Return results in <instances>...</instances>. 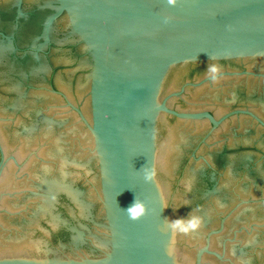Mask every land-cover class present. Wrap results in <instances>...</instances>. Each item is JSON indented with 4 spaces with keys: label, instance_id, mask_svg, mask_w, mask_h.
I'll return each instance as SVG.
<instances>
[{
    "label": "water",
    "instance_id": "95a60500",
    "mask_svg": "<svg viewBox=\"0 0 264 264\" xmlns=\"http://www.w3.org/2000/svg\"><path fill=\"white\" fill-rule=\"evenodd\" d=\"M7 1L70 144L143 263L264 264V0ZM239 59L262 60L243 63L250 76L182 94L208 71L185 66ZM235 107L254 116L206 141L207 124L183 122L217 126L184 111ZM135 199L148 209L139 221L126 214ZM190 213L197 231L167 229Z\"/></svg>",
    "mask_w": 264,
    "mask_h": 264
},
{
    "label": "flooded vegetation",
    "instance_id": "af4514ba",
    "mask_svg": "<svg viewBox=\"0 0 264 264\" xmlns=\"http://www.w3.org/2000/svg\"><path fill=\"white\" fill-rule=\"evenodd\" d=\"M20 1V0H19ZM24 1V0H23ZM22 1V2H23ZM13 8H18V20H22V19H26L27 20V16L22 14L21 8L22 5H18L17 7L14 6ZM47 9V7H45L44 5L39 6V10L38 11H43ZM14 10V9H13ZM37 11V12H38ZM252 60H262V59H239V60H232V61H220V62H210V63H201V64H191V65H187L185 67L188 68H194L193 71L197 72L199 76H202L205 73L206 69L209 68L210 65L216 64L219 65V72L216 75V78L213 79L209 74L208 71H206V76H203L199 81L195 82L193 79H191L190 81H188L183 87H184V92L182 94H185L186 91L189 88H197V87H204V85L207 84H214L218 81H220L221 79H225L226 80H232L233 78L235 79L236 77H241V76H246V75H251V72H248L245 69L244 66V62L246 61H252ZM194 72V73H195ZM229 82V81H228ZM231 83V82H230ZM182 87V88H183ZM221 89H223L220 86ZM206 92V91H204ZM173 107V106H172ZM175 110H178L177 108L173 107ZM179 111V110H178ZM184 112H188V113H201V112H208L210 113L212 116H214V118L218 121V125L215 126L213 123H211L208 119H199V120H184L183 122H187V123H194V122H199V123H205L209 126V130L206 133L205 137H204V141H206L208 138H211L214 136V134L218 131H220L224 126L228 125V122H230V120H232L235 117H239V115L241 114H249V115H253L251 112L246 111V110H242L239 109L237 107L233 108L231 111L227 112L226 114H224L221 117H217L214 112L208 110V109H203V110H199V111H184ZM236 112H239L238 114H235ZM254 116V115H253ZM170 119L173 120H177L175 118H171ZM180 121V120H179ZM261 124L264 126V122L261 120L260 121ZM225 153V152H224ZM227 153H233L232 151H228Z\"/></svg>",
    "mask_w": 264,
    "mask_h": 264
},
{
    "label": "clouds",
    "instance_id": "9594fccd",
    "mask_svg": "<svg viewBox=\"0 0 264 264\" xmlns=\"http://www.w3.org/2000/svg\"><path fill=\"white\" fill-rule=\"evenodd\" d=\"M169 3H174V0H169ZM169 18H165V23L168 22ZM219 72V65L213 64L208 68V74L215 79L217 73ZM154 171L147 172L144 176L146 183H152L154 180ZM148 209L143 204V202L137 201L136 199L133 203L126 209V214L132 221H139L145 215H147ZM202 225L201 217L194 214H189L186 217H182L176 220L169 221L167 224V229L175 234H190L191 232L197 231Z\"/></svg>",
    "mask_w": 264,
    "mask_h": 264
}]
</instances>
